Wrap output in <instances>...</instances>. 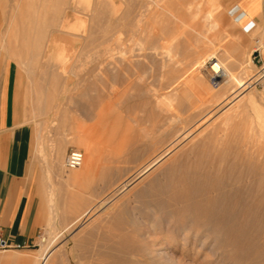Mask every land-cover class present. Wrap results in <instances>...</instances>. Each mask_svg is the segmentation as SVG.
Wrapping results in <instances>:
<instances>
[{
  "label": "bare ground",
  "instance_id": "obj_1",
  "mask_svg": "<svg viewBox=\"0 0 264 264\" xmlns=\"http://www.w3.org/2000/svg\"><path fill=\"white\" fill-rule=\"evenodd\" d=\"M78 1L81 3L85 1L86 10L93 16L91 17L87 11L86 13L92 19L96 17V20L97 18L103 20L106 10L112 14L113 18L111 15L106 16L109 19L111 17L114 22L112 23L114 24V45L113 48L105 49V53H113L112 56L111 54L109 56L112 57L115 64L116 81L113 80V83L118 86V88L114 86L115 89L117 88L118 91L124 89L123 85L126 81L132 84L133 81L143 80L148 84V80H144L146 78L144 75L149 73L147 68L154 67L153 74L156 73L157 67L160 70L161 85L159 84V89L153 88L154 82L149 83L152 87L146 89L148 100L145 102L149 108L145 106V102L143 105L147 109L144 106L142 108V104H140L141 108L136 104L134 107V103L131 101L134 107L131 108H136V113L139 109L136 116L138 117L139 114L140 121L144 120L141 117L140 109L150 110L152 119L156 121L155 127H152L154 128L152 132L148 128H144L149 130V132L146 131L149 142L143 141L146 142L143 144L145 146L140 152L135 151L134 153V156L140 159L141 166L131 168L127 172L124 171L126 168H122L121 165L115 167L103 165L107 157L104 159V154L85 137L75 135L71 138L70 135L61 136L62 134L57 137L58 133H55V135L57 134L56 141L52 142L51 146L55 149L56 165L62 170V158H64L66 148L70 143L82 146L86 152L83 153L84 161L80 168L68 169L69 173L66 178L75 183L82 182L83 186H91L95 180H99L101 195L104 197L97 207H88L78 214L70 224L65 226L64 232L55 233L51 242L41 250L25 255L13 252L0 254V264L57 263L62 252L59 247L55 246L59 238L75 224L96 211L102 212L104 217L110 218L109 222L105 224L104 235L97 238L99 243L101 241L100 247H97L100 253L98 255L103 256L98 257L107 258L111 261L110 264H130L132 261L133 264H264V110L258 105L254 93L246 97L248 81L245 82L244 76L248 79L249 77L246 75L247 70L237 71L241 67L237 69L236 59L233 61L230 54H225L223 60L213 61L210 65L211 69L207 70L205 69L207 60L204 56L213 50L207 48L206 52H198V48L204 49L208 32L212 35V29L217 30V35L225 33L213 14L215 11H220L221 5L218 0H107L104 2L101 0L99 9L92 4L91 0ZM255 1L258 2V0ZM15 2L18 3V1ZM25 2L32 5L36 1ZM25 2L24 4L28 7L25 8L27 13L21 14L20 19H24V21L30 19L37 21L38 19V22L41 21H39L40 18L44 19V22L48 18L51 19V16L48 17L45 13L43 15L38 13L46 11V8L38 9L37 4L33 3L32 7ZM42 4H39V7ZM18 7L20 8L21 5ZM96 11H99L98 14ZM89 16L85 14L87 19ZM196 18H200L201 21L198 20L200 23L197 22L195 26L193 23ZM31 21L28 22L31 23ZM28 22L23 24L27 27L26 29L15 31V38L23 37L26 41L20 44L22 45L21 50L33 54L41 48L40 41L46 37L47 31L45 28L38 29L37 23L32 25ZM92 25L94 24L92 23ZM240 25L238 23V26ZM213 34L214 37L215 33ZM33 35L37 36V39H34L35 44H32ZM216 37L215 40L219 43V37ZM222 37L225 40L224 35ZM223 39L222 41H224ZM232 40L231 38L229 41ZM199 43L202 47L199 46ZM229 43L227 42V44ZM214 45L213 47H215ZM229 46L232 48L231 45ZM222 47L224 46L222 45ZM235 47H239V45ZM228 50L232 55L231 49ZM84 54L86 53L84 52ZM88 57L92 58L90 55ZM208 57L211 56L208 55ZM103 59L105 60V58ZM211 59L213 60V58ZM135 68L142 70L143 72H140L143 75L138 73L134 74L135 76L132 75L134 70L133 73L130 70ZM150 76L149 80L153 78ZM212 83L217 85L218 90L212 88ZM135 84L137 85V83ZM130 91L126 90L124 94L126 92L130 94L132 92ZM136 91L135 94L142 92ZM122 93L119 92L118 94L121 95L118 97H121ZM125 97L129 99V97ZM122 98H119L118 101L124 100ZM137 99L141 100L140 97ZM129 100L126 102L130 103ZM142 102L140 101V103ZM117 105L118 103L116 104L117 109L114 107L117 110L115 113L120 114L119 109L122 108L123 111L125 106L120 105L121 108H119ZM91 106L93 105L91 104ZM143 110L142 113L145 115L147 111L143 112ZM128 111L127 115L135 114L134 110L132 113H130V109ZM99 114L103 115L101 113L97 115ZM106 114L104 119H108ZM133 117L137 118L135 115ZM102 118L100 117L98 120ZM117 120L121 122L120 118ZM113 121L114 126L117 127L115 120ZM140 121L138 120L139 123ZM122 122H124L123 119ZM122 124L124 125V123ZM122 124H118L116 130L112 127L116 133L115 139L119 138L120 133H124L126 123L124 126ZM135 124L139 126L137 123ZM106 129L108 130L105 128L104 131ZM112 129H110L111 132ZM140 130L142 129L140 128ZM140 130L138 131L140 132ZM111 132L109 136H111ZM134 132L128 130V134ZM105 134L102 136L106 138ZM140 135L144 134L140 132ZM42 139L40 136V140ZM40 140L39 150L43 146ZM91 140L94 141V139ZM137 147L139 146L135 148ZM130 150L128 151L130 152ZM133 151L131 150L129 155L132 153L133 156ZM108 156L110 155L108 154ZM130 157L131 160L127 158V161L132 163L133 157ZM119 160L116 159L115 163L122 161ZM147 174L149 176L146 178ZM114 179L116 183L124 180L118 185ZM127 187L132 188L128 194L121 197V200L123 202L135 200L138 205L136 204L137 206L133 207V210L123 209L117 205L116 209H112V211L109 205ZM101 231L103 230L101 229ZM128 233L134 235L135 238L141 237L143 241H136L137 238L131 241L126 237ZM121 235L123 238L116 241L115 238ZM79 238L81 237L79 236ZM87 249L85 250L87 251Z\"/></svg>",
  "mask_w": 264,
  "mask_h": 264
},
{
  "label": "rangeland",
  "instance_id": "obj_2",
  "mask_svg": "<svg viewBox=\"0 0 264 264\" xmlns=\"http://www.w3.org/2000/svg\"><path fill=\"white\" fill-rule=\"evenodd\" d=\"M15 1H18L19 4L16 3ZM21 1L22 0H0V35L2 33V35L0 36V64L4 65V63L7 62V66L12 73V79L16 80L17 84H19L18 91H19L20 103L22 107L26 110V112H28V120L30 122L29 126L32 127L33 132H34V140H33L34 146H33V152H32L33 161L39 162L45 165L47 169H50V163H51L55 169L51 173L50 171L43 173L46 179L45 183L46 181H49V183L53 184V187H51L50 189L45 187L47 188V190H49L48 194L50 196L49 197L50 199V203H49L50 220H49L48 226L43 230L40 240L34 246H31L30 248H27L24 250H14V249H11L8 251L0 250V254L13 252V253L25 255L29 253H36L37 251L44 248V246H47V244L51 242V240L55 237V233L64 232L65 226L70 224L78 216V214H80L82 211H84L88 207H97L100 201L102 200V198L104 197L101 195V188H100L99 180L97 181L95 180L91 186H83L82 182H78L79 183L78 184L77 182L75 183L74 181H69L66 178V175L69 173L66 167L67 157L71 150H77V151H81L82 153H86L85 149L82 146L80 147L79 145L77 144L74 145L73 143H70L68 145V148H66V152L63 156L64 158H62V165H63L62 170L58 172V169H56V166H55L56 163L54 160L55 158L54 150L55 149L53 146H51L53 144L52 142L56 141L57 134L55 135V133H58L57 137L60 136L61 134H62L61 136L70 135L71 138H73L75 135L85 137L89 142L93 143L99 151H101L104 154V159L107 157L103 165L110 166V167L121 165L122 168L123 167L126 168L124 170L126 172L128 170H131V168L140 167L141 166L140 159L136 158V156H134L135 155L134 153L135 151L140 152L141 149L145 146V145L143 146V144H146L147 141L149 142L147 133L149 132V130H151L150 132H152V129H154L152 127H155L156 121H154L155 119L154 120L152 119V116L149 112L150 110L144 111L143 109H140L141 110L140 114H141V117L144 118V120L141 118L142 120L140 121L139 114H138L139 118L136 116V114L139 113V109H137L138 112L136 113V108L135 109L133 108L135 107V104L139 106L140 108L141 106L143 108L144 102L148 100V96L146 94V89L148 87H152L153 85V88L159 89L161 85V81H160L161 77L159 76L161 75V73H160V70H158V67L156 68V71L154 69V71L156 72L155 74H153L152 72L154 67L152 69L147 68V72L149 73H146L147 75L145 74L144 78L148 77V79L146 78L145 79L143 78V79L146 81L148 80V84L144 82L143 80L140 82L137 80L133 81L132 84L126 81L127 85L125 83L123 85L124 89L122 90L124 91L131 90L132 92H134L132 93L130 91L133 94V96L134 95L136 96V97L134 96L135 98L132 96L131 93L129 94L128 92H126L127 94L126 95L124 94L125 93L124 91L122 90L118 91L117 84L113 83V80L114 82L116 81L115 79L116 70L114 67L115 64L111 57L113 53H109L111 54V56H109L108 53L107 54L105 53L106 52L105 49L111 48V47L113 48V45H114V35H113L114 24H112L114 22L111 19L112 14H109L108 10H106L105 18L103 17L104 18L103 19L104 21H103L102 18H97V20H96V17H94L93 19L90 18L88 14H90L91 17L93 15L90 12L88 13V11L86 10L85 1L81 3L78 0H46V1H49L46 3L45 0L43 1L34 0L36 2H33V3L35 5L37 4L36 6L38 9H43V8L47 9L46 10L47 13L46 11L44 12L39 11L38 13L40 15L41 13L42 15L45 13L48 15V17L51 16V19L48 18L47 19L48 21L45 20V22L47 21L46 23L44 22V19L42 18L39 19V21L41 20L40 22H38V19L37 21L33 19L24 21V19H20V15L27 13L26 9L28 7L26 4H24V2L28 0H23L22 1L23 3ZM93 1H95L96 3ZM104 1H107V0H103L102 2ZM41 2L44 4V6ZM91 2L94 6L98 7V9L99 7L101 8V0L100 1L91 0ZM218 2L221 5L220 11H215L213 14H214V18L217 19L218 22H220V24L223 27V30H225L223 31V33L225 32L226 36L224 33L223 34L225 38L224 40L222 37L223 35L221 34L217 35L218 34L217 30L212 29L213 31V32L211 31L212 35L209 34L208 32V38L206 40L207 42L205 46H203L204 49L198 48L199 53H203L205 49L206 51L208 49L213 50V51H210L207 54V56L206 55L204 56L205 60H207L205 63L206 65L205 69L210 70L211 69L210 65L213 61H217V60L221 61L226 56L225 54H230L229 56L232 58V60L236 59L235 61L238 62L237 69L238 67H241V68L243 67L242 69L239 68L237 71L247 70L246 75L247 77H249V79L244 76L245 82L248 81V84H247L248 90L246 89L245 91V94H247L246 97H248L249 94L254 93L256 95L258 105L264 110V84H263L264 83V25L256 26L254 23H251L252 22L251 20L246 24L245 19H248L249 16L247 15L245 16V12H244V9H246L247 7V13L248 15H250V13H252L254 9L257 7L258 2L255 0H220V1L218 0ZM33 3L32 5L29 2L27 4L33 7ZM39 4H42V6L39 7ZM19 5H21L20 8L18 7ZM102 6L104 8V4ZM17 8H19L21 11L19 12V9ZM76 8L77 9L79 8L78 11L79 10L80 11L78 12ZM240 8L242 10H240ZM86 11L88 14L86 13ZM98 12L96 11V14H98ZM85 14L86 16H89L88 19L87 17H85ZM78 15L80 16V19ZM106 15L108 16L111 15L110 19L107 18L108 16ZM75 18L78 20H76ZM198 20H200V18L199 19L196 18L193 24L195 25L197 24V22L200 23L201 20L200 21ZM235 20L239 24H241L240 25L241 27L238 26V23ZM28 21H31V23ZM26 22L32 25L33 23L34 25L37 23V25H39L38 29L45 28L47 31L46 37H44L42 41H40L41 48H39L38 50L39 52L37 51L38 54L35 52L36 54L33 53V54H30L31 56L28 55L29 62L31 64L30 66H27L26 64H24V61L20 59V55L18 53L22 51L21 50L22 45L20 44L24 43L26 40L23 37H19L18 39L15 38V31L17 29L23 30L27 28L23 26V24L24 23L26 24ZM51 22L53 23L55 22L56 24L54 25ZM92 23L94 25H92ZM98 23L100 24V26ZM42 26H45V27H42ZM213 33H215L214 37H213L214 35ZM33 36L34 38L32 37L33 38L32 44H35V40L37 39L36 38L37 36L36 35H33ZM215 37L216 38L219 37L218 41L220 40L222 44L220 43V41L218 43L215 40ZM227 38H229V40L232 38L233 40L230 42L229 40H226ZM222 39L224 41H222ZM227 42L228 43L230 42V43L227 44ZM233 42L234 43L236 42L235 44L237 46L239 45V47L241 48L235 47L236 45L234 44L235 45L234 46L232 44ZM213 44H215L214 45L215 47H213ZM222 45L224 47H222ZM226 45L228 46V48ZM229 45H231L232 48H230ZM199 46L202 47L200 43H199ZM221 47L224 49H222ZM234 47L236 51L233 49ZM228 49H231L233 56L235 53H238V54H235V56L233 57L231 55V52H229L230 50ZM84 52L88 56L90 55V57L92 58H89L86 54H84ZM208 55H210L211 57H208ZM108 57H111V58H108ZM103 58H105V60ZM211 58H213V60ZM133 70H134V73L132 72ZM130 71L133 73V74L131 73L132 75L137 74V73L139 75L140 74L143 75L142 73L143 71L138 70L137 68L132 69ZM150 75H152L153 78ZM154 75H156L157 78ZM149 76L150 78H152L150 79L151 81L149 80ZM153 79L156 81H154ZM152 82H154L152 85L149 84ZM37 83L42 84L44 96L48 99L47 104H46L47 109L43 112V114H39V115H36L37 109L35 107L36 106L35 105L36 104L35 94H36V84ZM135 83H137V85ZM129 85L130 87L132 86L131 89ZM148 85H151V86H148ZM157 85L159 86L157 87ZM211 85L214 90L216 89L218 90V87L217 85H215V83H212ZM114 86H116L117 88L115 89ZM140 88H143L144 90L143 89L141 90ZM138 90L142 92L135 94V91L138 92ZM119 92H123L121 97H118L121 95V94L120 95L118 94ZM142 93L144 94L142 95ZM138 94H141V95L139 96ZM125 96L129 97V99H132V98L134 99L129 100ZM137 97L138 98L140 97L141 100L137 99ZM119 98H122L125 101L124 100L118 101ZM116 100L118 103L117 107L121 108L122 105L125 106V108H123L125 110L122 111V108L119 109V111L122 112V113L119 112L120 114L115 113V111H117L116 110L117 103H115ZM128 100L130 101V103L126 102ZM131 101L134 103V107ZM137 101L139 102L138 104H137ZM140 101H143V102L140 103ZM50 103H52L51 104L52 107ZM145 103H146L145 106H147V102ZM91 104L93 106H91ZM140 104L142 105L140 106ZM145 106L144 108L147 109L148 106L147 107ZM129 109L131 110L130 113H132L134 110L135 114L132 113V115L133 116L135 115V117H137L135 118L136 122L134 123H133V121L135 120L134 117L132 115L126 114ZM142 110L143 112L147 111V113H145V115L147 114V116H145L144 113H142ZM104 112L107 113L106 118L108 119H104L105 118ZM31 113L33 116L32 120H31ZM98 113H101V114L104 113V114L97 115ZM116 114L118 115L116 116ZM128 114H129V111H128ZM128 116H132V117L130 118ZM100 117H103V118L101 120H98L100 119ZM118 117L120 118L121 122H118L117 120L119 119ZM145 117L147 118L151 117L149 119H152V120H149ZM122 119L124 122H122ZM113 120H115V124L117 125V127L119 126L118 124L124 123L125 125L126 123L125 128L123 127L124 125L122 124L123 125L122 127L125 129L124 133L123 134L120 133L118 135L119 138L116 137V139L114 138L116 134L114 130H116L117 127L114 126ZM138 120L140 121V123L138 122ZM100 122H102L103 124L102 123L100 124ZM135 123H137L140 127L137 126ZM112 127L113 129L114 128L115 129L113 130ZM97 128L102 133H100L99 131L96 132V130H98ZM105 128H108V130L106 129V131H104ZM140 128L142 130L144 128L145 129L148 128L149 130L144 129L142 132ZM110 129H112L113 131L111 132ZM128 130L129 132L130 130L132 132L135 131L133 133L135 135L131 133H129L131 134L129 135ZM138 130H140L141 134H144V135H140V132ZM109 131L112 133L111 136H109L110 135ZM104 134L107 135L106 138L102 136ZM39 135L41 136V138H43L42 140H40V142H41V145L44 146V147L42 146V149L40 148V150L38 147ZM67 137L70 138L69 136ZM88 137L90 138V140ZM145 137L147 140L145 139ZM143 138L145 140H142ZM91 139H94V141H92ZM143 141H146V142L144 143ZM102 143L103 144L106 143V145L103 146ZM134 146L135 147L139 146V147L135 148ZM130 149L132 151L134 149L133 151L134 157L132 156V153L131 155H129L131 152ZM128 150H130V152ZM108 154L110 156H108ZM128 155L129 157L130 156L133 157V158L130 157L133 160L132 163L131 161L129 162L127 161L129 159ZM122 156L123 158H121ZM116 159L117 160L121 159L122 161L119 160L121 161L120 162L121 164L120 163L116 164L115 163ZM138 164L139 166H136ZM149 174H147L145 177L147 178ZM123 180L124 179H122L120 182H122ZM114 182L116 183L115 179H114ZM120 182L118 183L120 184ZM131 188L132 187L125 188V190L120 194V196L111 202V204L109 205V208L111 210L116 209V206L120 205L123 209L133 210V207H136L138 205L135 200H132L133 202L132 201L123 202L121 200V197H124L126 194H128ZM97 193H99L100 195L99 194L97 195ZM109 220L110 218L108 219L106 216L104 217L102 212L96 211L95 213H91L90 215L85 217V219L75 224L74 227H72L69 231H66L64 235L62 236L63 238L62 237L59 238V240L57 241L55 245L57 248L59 247L60 251H62L61 256L59 258L60 260H58V262L55 264H110L111 261H109L107 258L104 257L108 261L98 257V256L100 257H103V256L98 255L100 253L97 249V247H100L99 244L101 243V241L100 243L97 241V238H99V236L102 237L104 235V230L106 228L105 224L108 223ZM101 229L103 231H101ZM130 230L132 229L130 228ZM79 236L81 238H79ZM126 237L129 238L131 241L137 238V237L135 238L134 235H132L131 233L130 235L128 233ZM120 238H123V236L121 235L119 237H116L115 240L116 241L121 240ZM136 241H143V240L141 237H138ZM86 248H88L87 251L85 250ZM137 258L139 259V257H136V259ZM139 261L141 262L142 260H139ZM130 264H133V261ZM139 264H142V263H139Z\"/></svg>",
  "mask_w": 264,
  "mask_h": 264
},
{
  "label": "crops",
  "instance_id": "obj_3",
  "mask_svg": "<svg viewBox=\"0 0 264 264\" xmlns=\"http://www.w3.org/2000/svg\"><path fill=\"white\" fill-rule=\"evenodd\" d=\"M244 12L245 16H249L245 19L246 24L251 20L256 26L264 25V0H258L257 7L250 15L247 7ZM21 52L20 59L30 66L28 53L23 50ZM2 65L0 64V238L10 244L34 246L50 220V196L47 188L50 189L53 184L49 181L45 183L43 173H51L55 169L51 163L50 169H47L45 165L33 161L34 132L29 126L28 112L20 103L19 84L12 79L7 62ZM42 87V84H36V115L43 114L48 100ZM32 117L31 113V120ZM39 140L40 135L38 146ZM55 166L60 172L61 169Z\"/></svg>",
  "mask_w": 264,
  "mask_h": 264
},
{
  "label": "built area",
  "instance_id": "obj_4",
  "mask_svg": "<svg viewBox=\"0 0 264 264\" xmlns=\"http://www.w3.org/2000/svg\"><path fill=\"white\" fill-rule=\"evenodd\" d=\"M83 161H84V154L81 151L71 150L66 160V167L69 170L78 169L81 167ZM30 247L31 245L10 244L0 238V250L3 251H8L11 249L24 250Z\"/></svg>",
  "mask_w": 264,
  "mask_h": 264
}]
</instances>
